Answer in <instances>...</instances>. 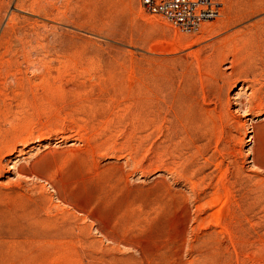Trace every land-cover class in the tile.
<instances>
[{"label": "rangeland", "instance_id": "obj_1", "mask_svg": "<svg viewBox=\"0 0 264 264\" xmlns=\"http://www.w3.org/2000/svg\"><path fill=\"white\" fill-rule=\"evenodd\" d=\"M222 3L184 32L140 0H0V264H264V136L258 168L247 133L264 111L235 103L264 82V0ZM153 78L157 127L143 122ZM174 91L189 108H170ZM220 94L247 123L216 224L191 181L218 171L176 170L170 138L191 145L187 117Z\"/></svg>", "mask_w": 264, "mask_h": 264}, {"label": "bare ground", "instance_id": "obj_2", "mask_svg": "<svg viewBox=\"0 0 264 264\" xmlns=\"http://www.w3.org/2000/svg\"><path fill=\"white\" fill-rule=\"evenodd\" d=\"M207 28H209V27H207ZM212 29L213 28L211 27L210 31H212ZM27 43H28V41H27ZM261 60H264V59H261ZM250 62H252V61H250ZM258 63H259V61H258ZM250 64H252V63H250ZM253 64H254V62H253ZM259 66H261V65H259ZM259 66H257V67H259ZM263 66H264V63H263ZM254 68H255V66H254ZM250 69H251V65H250V68H249V65L246 68L243 66L241 68V70H240V75L239 76H241V75H246V76L251 75L252 72L250 71ZM263 69H264V67H263ZM255 73H258V72H255ZM156 79L153 78L154 82L152 83V87L150 89L151 101H148V99H147L143 103V122L145 123V125L148 124V125H150L152 127L156 126L157 121L159 120V117H160V114H159L160 108H159V105L155 103V101L157 102L158 95H159V93H161L159 91L163 92V87L161 89L160 85L157 84L159 82H157V83L155 82ZM255 81L256 80L254 79L253 85L250 86L251 92L249 91L250 92L249 95L244 93V94L247 95L246 98H242V95L239 92L235 93V95H237L236 97L238 98V99L236 98L237 100L235 102V103H237V108L236 109L239 110L238 112H246L247 113V111L254 110V111H257V113L258 112L260 113L261 111H264V82L262 84L260 83L261 85H258V87H257V86H254ZM144 93H147V92H144ZM171 95H172V97L170 99L171 100V103H170L171 107L170 108L172 110L178 109V111H179V110H182L184 107H188V108L190 107V103L187 101L186 97H184V96L180 97L181 94L179 95V93L175 92V91L172 92ZM147 98H149V97H147ZM149 102H151V103H149ZM229 106H230L229 100L228 99L226 100L220 94L213 107L210 108L208 106L209 108H206V109L204 108L203 110L200 111V113L194 112V114L191 115L190 118L187 117L188 124L191 127L196 129V133H195V135L193 137L188 136V139L190 140L191 145H188L187 147L183 146L184 143H183L182 146L180 145L181 142L184 141V139H186V138L180 137V135H179V133L177 132L176 129H172L171 130L172 135H171V138H170V143H171V147H172V155H174L177 158H179V161H180V163L178 165L174 164V168L182 167V170H184V173L187 176H193V175L197 176L199 174L198 173L199 170L203 169V167H204V166L199 165V163H200L199 159L203 158L205 160V163L207 162V163H210L211 165L214 164V167L216 168V169L215 168L214 169L216 171H218L219 180L217 181V184H216V182H213V176L212 175H211L212 177H207V176H203L202 175L203 177L199 178L198 181H191L189 179L191 181V184H192L191 186L194 189H198V188L200 190L204 189L202 191L201 196L200 197L197 196V197H199L200 201L202 202L200 205H198L199 209H200V211L203 210L204 212H206L208 220L212 221L213 223H216V224L220 222V219L222 217L221 215H222V213L224 211L223 209H226V207H224V206H226L225 204L233 197L232 191L230 190V188H228V186H227L228 184L226 183V182L229 181L228 180L229 179L228 178L229 177V168L228 167H224V159L226 158L225 156L226 155H228V156L234 155V151L231 150L232 146L230 147V143L234 142V140L236 139V136H235V134L232 133V129H236V128H239V127H243L244 128L246 126V123H247L246 121L245 122H241L240 120L238 121V119L236 120L235 119L236 117L231 112ZM174 112L177 114V111H174ZM260 115H261V113H260ZM185 116H186V114H185ZM181 123H182V121H181ZM247 133L249 134L248 140L250 142L251 141L254 142V143L252 142L253 146L251 147V150H249V152L250 151L252 152L250 154L251 155L250 162L252 163V166L261 165V164H259V160H258V157L256 155V151L257 150L255 148V145L257 144L258 139L260 137L264 136V122H259V123H256V124H252L251 123V126L249 127ZM206 155H208V156H206ZM235 159L237 160V158H235ZM235 159H234V163L236 162ZM207 163H206V165H207ZM235 166H236L235 168L237 169L238 165L235 164ZM258 168H259V166H258ZM176 170H177V168H176ZM237 171H239V170L237 169ZM185 174H184V176H186ZM206 174L208 175V173H206ZM237 175H239V174L237 173ZM241 177H239V178H241ZM187 180H188V178H187ZM259 181H260V179H259ZM214 183H215V186H214ZM201 184H204V186L201 187L200 186ZM261 186L263 187V185H261ZM209 187H212L213 191H211V192H208L209 190L206 191ZM222 190H223V192H222ZM199 191L197 193H200ZM251 197H252V195H251ZM254 198H256V195H255ZM263 198H264V196H263ZM199 199L197 201H199ZM207 211H209V214H208ZM202 220H205V219L202 218Z\"/></svg>", "mask_w": 264, "mask_h": 264}, {"label": "built area", "instance_id": "obj_3", "mask_svg": "<svg viewBox=\"0 0 264 264\" xmlns=\"http://www.w3.org/2000/svg\"><path fill=\"white\" fill-rule=\"evenodd\" d=\"M152 14L165 17L184 32H197L203 23L221 15L222 0H140Z\"/></svg>", "mask_w": 264, "mask_h": 264}]
</instances>
